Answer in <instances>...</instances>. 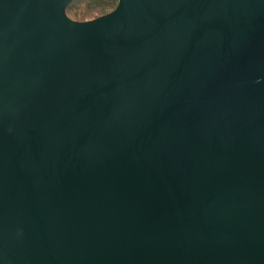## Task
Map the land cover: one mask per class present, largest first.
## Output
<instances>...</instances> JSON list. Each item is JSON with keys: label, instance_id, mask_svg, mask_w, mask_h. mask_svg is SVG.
<instances>
[{"label": "water", "instance_id": "obj_1", "mask_svg": "<svg viewBox=\"0 0 264 264\" xmlns=\"http://www.w3.org/2000/svg\"><path fill=\"white\" fill-rule=\"evenodd\" d=\"M0 0V264H264V0Z\"/></svg>", "mask_w": 264, "mask_h": 264}, {"label": "rangeland", "instance_id": "obj_2", "mask_svg": "<svg viewBox=\"0 0 264 264\" xmlns=\"http://www.w3.org/2000/svg\"><path fill=\"white\" fill-rule=\"evenodd\" d=\"M118 0H72L66 9L67 16L74 21H90L110 13Z\"/></svg>", "mask_w": 264, "mask_h": 264}]
</instances>
